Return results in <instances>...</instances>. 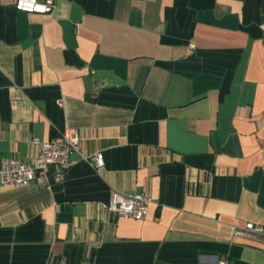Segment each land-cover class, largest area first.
Segmentation results:
<instances>
[{
	"label": "crops",
	"instance_id": "crops-1",
	"mask_svg": "<svg viewBox=\"0 0 264 264\" xmlns=\"http://www.w3.org/2000/svg\"><path fill=\"white\" fill-rule=\"evenodd\" d=\"M14 2L0 160L81 140L59 183L0 185V264H264V232L233 234L264 228V0ZM113 192L148 194L146 218L106 210Z\"/></svg>",
	"mask_w": 264,
	"mask_h": 264
},
{
	"label": "built area",
	"instance_id": "built-area-1",
	"mask_svg": "<svg viewBox=\"0 0 264 264\" xmlns=\"http://www.w3.org/2000/svg\"><path fill=\"white\" fill-rule=\"evenodd\" d=\"M14 8L30 13H52L56 7V0H15ZM193 47V43H190ZM61 105V101H58ZM80 133L74 127H66L53 135L47 141L33 138L32 143L37 146L36 157L29 162H22L15 158L0 160V185L20 186L33 183L37 186H49L59 183L66 175L70 166L69 154L80 151ZM94 168L102 167L104 157L97 152L87 157ZM152 198L145 193L124 195L113 192L109 202L104 205L106 210L121 217H129L137 221L146 218ZM244 230L254 234H263L264 228L260 224L248 222L243 229L235 228L234 235H241ZM215 264H233L227 257H219Z\"/></svg>",
	"mask_w": 264,
	"mask_h": 264
}]
</instances>
